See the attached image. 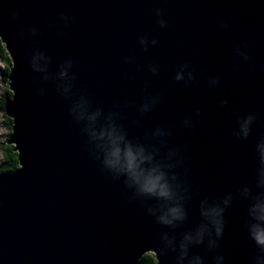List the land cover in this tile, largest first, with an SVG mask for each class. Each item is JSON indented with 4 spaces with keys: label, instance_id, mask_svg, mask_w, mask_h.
Masks as SVG:
<instances>
[{
    "label": "water",
    "instance_id": "water-1",
    "mask_svg": "<svg viewBox=\"0 0 264 264\" xmlns=\"http://www.w3.org/2000/svg\"><path fill=\"white\" fill-rule=\"evenodd\" d=\"M0 40V264H264V0H0Z\"/></svg>",
    "mask_w": 264,
    "mask_h": 264
},
{
    "label": "trees",
    "instance_id": "trees-1",
    "mask_svg": "<svg viewBox=\"0 0 264 264\" xmlns=\"http://www.w3.org/2000/svg\"><path fill=\"white\" fill-rule=\"evenodd\" d=\"M0 56L3 58V61L6 62L7 68L4 71V76L5 78L7 77L8 79V75L10 73L11 59L9 54L6 52V48L1 42V40H0ZM11 95L12 94L10 92V89H8L4 94L5 98L10 97ZM0 109L1 110L5 109V99L1 102ZM5 123L9 127V129L12 130L13 122L9 117H6ZM0 154L2 157L1 159L2 163L0 164V174L12 173L19 167L18 153L16 151L15 146L9 143V139H7V141H5L1 145ZM139 264H157V261L152 253H148L140 259Z\"/></svg>",
    "mask_w": 264,
    "mask_h": 264
},
{
    "label": "rangeland",
    "instance_id": "rangeland-1",
    "mask_svg": "<svg viewBox=\"0 0 264 264\" xmlns=\"http://www.w3.org/2000/svg\"><path fill=\"white\" fill-rule=\"evenodd\" d=\"M6 68H7L6 62L3 61V58L0 56V105H1V102L4 99H6L5 96H4L5 92L8 89H10L9 85H6L8 83V81H7L8 79L6 80V78L4 76V71H5ZM10 92H11V90H10ZM6 117H8V116L5 115V109L4 110L0 109V148H1V145L5 141H7V139H10L9 135H10V133H12V130H10L9 127L5 123ZM1 159H2V157H1V154H0V164L2 163Z\"/></svg>",
    "mask_w": 264,
    "mask_h": 264
},
{
    "label": "clouds",
    "instance_id": "clouds-1",
    "mask_svg": "<svg viewBox=\"0 0 264 264\" xmlns=\"http://www.w3.org/2000/svg\"><path fill=\"white\" fill-rule=\"evenodd\" d=\"M262 151H264V150H262ZM149 191H151V190L149 189ZM170 215H172L173 219L178 218L175 215V210H172L170 212ZM161 222L162 223H170L171 221L165 220L163 217H161ZM217 235H219V232H217ZM253 239L258 246H264V234H261L258 232L255 235H253Z\"/></svg>",
    "mask_w": 264,
    "mask_h": 264
},
{
    "label": "flooded vegetation",
    "instance_id": "flooded-vegetation-1",
    "mask_svg": "<svg viewBox=\"0 0 264 264\" xmlns=\"http://www.w3.org/2000/svg\"><path fill=\"white\" fill-rule=\"evenodd\" d=\"M6 79H7V77H6ZM8 83H9V80H8Z\"/></svg>",
    "mask_w": 264,
    "mask_h": 264
}]
</instances>
